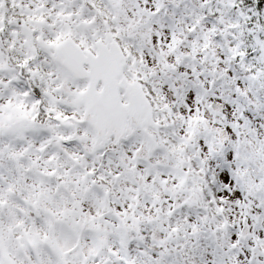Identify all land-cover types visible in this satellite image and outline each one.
Listing matches in <instances>:
<instances>
[{
    "label": "snow or ice",
    "instance_id": "snow-or-ice-1",
    "mask_svg": "<svg viewBox=\"0 0 264 264\" xmlns=\"http://www.w3.org/2000/svg\"><path fill=\"white\" fill-rule=\"evenodd\" d=\"M0 264H264V0H0Z\"/></svg>",
    "mask_w": 264,
    "mask_h": 264
}]
</instances>
